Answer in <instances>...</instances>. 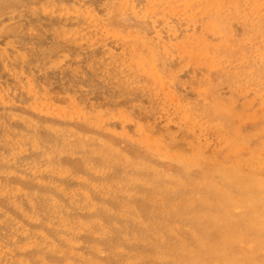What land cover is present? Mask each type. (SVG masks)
Instances as JSON below:
<instances>
[{
	"label": "rangeland",
	"instance_id": "obj_1",
	"mask_svg": "<svg viewBox=\"0 0 264 264\" xmlns=\"http://www.w3.org/2000/svg\"><path fill=\"white\" fill-rule=\"evenodd\" d=\"M0 264H264V0H0Z\"/></svg>",
	"mask_w": 264,
	"mask_h": 264
}]
</instances>
